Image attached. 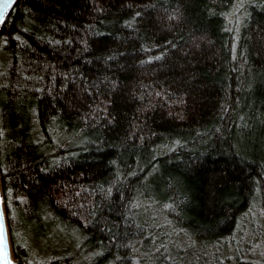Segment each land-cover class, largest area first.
I'll return each instance as SVG.
<instances>
[{
	"label": "trees",
	"instance_id": "1",
	"mask_svg": "<svg viewBox=\"0 0 264 264\" xmlns=\"http://www.w3.org/2000/svg\"><path fill=\"white\" fill-rule=\"evenodd\" d=\"M0 179L15 264L232 252L264 201V0H16Z\"/></svg>",
	"mask_w": 264,
	"mask_h": 264
},
{
	"label": "rangeland",
	"instance_id": "2",
	"mask_svg": "<svg viewBox=\"0 0 264 264\" xmlns=\"http://www.w3.org/2000/svg\"><path fill=\"white\" fill-rule=\"evenodd\" d=\"M179 238V237H178ZM177 238V240H178ZM234 249L228 251L219 243H204L196 238L180 237L176 249L180 251L179 264H233L232 259L239 253V259L251 258L264 261V201L263 194L257 195L250 208L242 216L237 229L236 240L231 241Z\"/></svg>",
	"mask_w": 264,
	"mask_h": 264
},
{
	"label": "water",
	"instance_id": "3",
	"mask_svg": "<svg viewBox=\"0 0 264 264\" xmlns=\"http://www.w3.org/2000/svg\"><path fill=\"white\" fill-rule=\"evenodd\" d=\"M15 2L16 0H0V6L4 5L5 3L9 4V6L7 7L5 11L4 19L9 13V11L11 10V8L14 6ZM3 22H0V29H1ZM0 224H2V235H3V240L2 242H0V264H15V261L13 258L7 216H6L5 206L3 202V196H2L1 179H0Z\"/></svg>",
	"mask_w": 264,
	"mask_h": 264
},
{
	"label": "snow or ice",
	"instance_id": "4",
	"mask_svg": "<svg viewBox=\"0 0 264 264\" xmlns=\"http://www.w3.org/2000/svg\"><path fill=\"white\" fill-rule=\"evenodd\" d=\"M8 6H9V4H7V3H5L2 6H0V22H3L4 15H5V11H6V9H7ZM2 240H3L2 224H0V242H2Z\"/></svg>",
	"mask_w": 264,
	"mask_h": 264
}]
</instances>
